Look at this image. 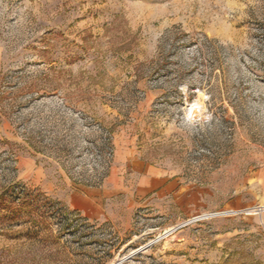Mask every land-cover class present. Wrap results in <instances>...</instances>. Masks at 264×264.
Returning a JSON list of instances; mask_svg holds the SVG:
<instances>
[{"label":"rangeland","instance_id":"rangeland-1","mask_svg":"<svg viewBox=\"0 0 264 264\" xmlns=\"http://www.w3.org/2000/svg\"><path fill=\"white\" fill-rule=\"evenodd\" d=\"M11 185L0 264H264V0H0Z\"/></svg>","mask_w":264,"mask_h":264},{"label":"trees","instance_id":"trees-1","mask_svg":"<svg viewBox=\"0 0 264 264\" xmlns=\"http://www.w3.org/2000/svg\"><path fill=\"white\" fill-rule=\"evenodd\" d=\"M41 198L42 203L48 201L39 191L31 193L22 186L17 188L11 185L0 193V216L10 222L18 220L21 214L29 216Z\"/></svg>","mask_w":264,"mask_h":264},{"label":"crops","instance_id":"crops-1","mask_svg":"<svg viewBox=\"0 0 264 264\" xmlns=\"http://www.w3.org/2000/svg\"><path fill=\"white\" fill-rule=\"evenodd\" d=\"M84 192L82 193H73L71 195V200L77 201L78 203H80V207L84 208V207H90L91 209L93 208L95 210L94 213H96L97 211H99V206H100V202H99V196H97V194L100 193V191L98 192L97 190H87L84 189ZM79 207V209H80Z\"/></svg>","mask_w":264,"mask_h":264},{"label":"built area","instance_id":"built-area-1","mask_svg":"<svg viewBox=\"0 0 264 264\" xmlns=\"http://www.w3.org/2000/svg\"><path fill=\"white\" fill-rule=\"evenodd\" d=\"M236 212L235 211H228V212H226V213H224V214H235ZM205 218H207V215H205L204 216ZM202 217H193L191 220H189L188 222H184V223H181L180 225H179V227H182V226H185L186 224H188L189 222H194V221H196V220H198V219H201ZM149 244H152V243H149ZM146 246H148V245H146ZM145 247V246H144ZM141 248H143V247H141ZM134 253H132V255H133Z\"/></svg>","mask_w":264,"mask_h":264},{"label":"bare ground","instance_id":"bare-ground-1","mask_svg":"<svg viewBox=\"0 0 264 264\" xmlns=\"http://www.w3.org/2000/svg\"><path fill=\"white\" fill-rule=\"evenodd\" d=\"M141 249H142V248H141ZM141 249H140V250H141ZM114 264H119V261H118V262L116 261V263H114Z\"/></svg>","mask_w":264,"mask_h":264}]
</instances>
